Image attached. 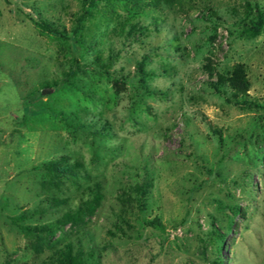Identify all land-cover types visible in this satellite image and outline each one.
Masks as SVG:
<instances>
[{"label":"rangeland","instance_id":"rangeland-1","mask_svg":"<svg viewBox=\"0 0 264 264\" xmlns=\"http://www.w3.org/2000/svg\"><path fill=\"white\" fill-rule=\"evenodd\" d=\"M84 7L0 0V264H264V26L256 37L243 32L255 7L264 20V0H158L129 37L119 33L124 19L100 23L93 34L112 39L111 76L95 80L87 68L76 81L68 71L90 62L91 48L35 23L69 32ZM237 64L257 108L209 86ZM140 67L154 72L150 94ZM90 84L100 97H85L90 125L74 129L70 106L83 96L71 93ZM61 158L79 163V175L44 167ZM96 183L102 200L90 211ZM80 208L81 218L51 233L19 228Z\"/></svg>","mask_w":264,"mask_h":264},{"label":"trees","instance_id":"trees-1","mask_svg":"<svg viewBox=\"0 0 264 264\" xmlns=\"http://www.w3.org/2000/svg\"><path fill=\"white\" fill-rule=\"evenodd\" d=\"M81 6H86L85 12L75 19V24H73V27L68 32L65 27H56L50 24L47 21H39L36 22V27L38 28L39 32L41 34H47L49 36L55 37L57 39H60L62 42H66L68 38L73 41V43L80 47L83 51L88 50V48H91L94 55L90 62L82 61L80 63L77 60L73 61V68L69 69L68 73L72 75V77L77 81L76 76L77 72L84 75L85 70L89 68V70L92 71L91 76L95 75L93 77L95 80L97 77H103V76H111V68H112V61H113V42L112 39L108 38L106 41H104V35L102 34L99 36V34L94 35L93 32L95 31L94 26L97 28L98 25L101 23L102 25L106 26V23L108 20H110V23L116 19H124L122 22V27H120L119 33L120 35L125 34V36L129 37L131 36L132 32H136L140 30V23L142 22L143 18L149 19V10L151 5L155 4L158 0H105V4H103L100 8H98L96 0H80ZM104 1V0H103ZM99 2V1H98ZM117 8H122V10L127 12L126 18H121L117 16ZM149 10H148V9ZM152 8V7H151ZM147 9V11H146ZM147 12V13H146ZM100 16V20H98L97 24L92 25L90 27H87L84 25L85 20H92L96 19ZM152 21H158L156 17H151ZM264 26V20H263V14L261 11L255 7V17L250 21V27L246 28L243 32L248 37H256L260 35L261 29ZM107 28V26L105 27ZM125 32V33H122ZM113 34L115 31L112 32ZM142 34V33H141ZM103 41V42H102ZM97 50V51H96ZM87 52V51H85ZM105 53V54H104ZM104 54V55H102ZM90 67H86V64ZM140 84L142 88L148 93H152L150 91V88L147 87L148 79H150L153 75V71H146L143 67H140ZM149 72V74L147 73ZM98 80V79H97ZM210 88L219 95L224 96L225 101L227 103H233L234 105L238 106H245L247 108H257L258 105L256 103L250 102L246 99L247 92L249 90L250 84L247 79L246 72L244 70L243 65L237 64L233 67L231 74L229 77H217L215 81L209 82ZM46 87V86H45ZM90 95H86V91H88ZM81 90H78L77 88L73 89V92L71 95H78L81 93V102H76L71 105L70 107L73 108L75 114H74V121L75 126L74 129H85L90 124L83 120L81 117V114L84 112L82 111L84 107L82 106L83 103H85V97L93 102L96 98L93 97H100V92H97L94 90L93 85H89L86 87V91L79 92ZM93 92V93H92ZM96 92V93H95ZM70 95V96H71ZM82 103V104H81ZM81 104V106H80ZM69 113H65L63 117L67 119ZM63 158L60 160H52L49 161L46 165L44 164V167L46 169L54 174L57 175H66L69 174L71 176H77L78 174V167L79 163H76L74 165H60L63 162ZM137 192H142V194L145 192V185L143 187H140ZM102 200V194H101V187L98 183H96L93 186V189H91V196L88 201L84 203V209L92 211L95 209V207L99 204V202ZM52 203L56 205H60L61 201L57 199H52ZM231 212L235 211L237 212V209L235 207L230 208ZM84 209L80 208L75 213H65L63 217L60 220L55 221L52 224L44 225L42 227H30L25 225H20L19 228L23 232L28 233H34V232H52V230L56 227H59L60 225H63L68 222H74L76 219L81 218L82 213H84ZM19 222L23 220V218H19ZM155 225L158 227L159 223L158 221L155 223ZM54 227V228H53ZM217 238L220 242H223L224 236L221 233H216ZM67 260L69 264H76L71 257H68ZM74 262V263H73Z\"/></svg>","mask_w":264,"mask_h":264}]
</instances>
